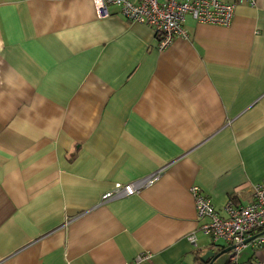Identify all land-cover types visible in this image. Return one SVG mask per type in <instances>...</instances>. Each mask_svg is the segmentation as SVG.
Returning a JSON list of instances; mask_svg holds the SVG:
<instances>
[{
  "label": "crops",
  "instance_id": "crops-1",
  "mask_svg": "<svg viewBox=\"0 0 264 264\" xmlns=\"http://www.w3.org/2000/svg\"><path fill=\"white\" fill-rule=\"evenodd\" d=\"M108 12L0 0V264H202L226 247L200 231L191 187L224 215L264 181V0L228 27L186 16L164 50Z\"/></svg>",
  "mask_w": 264,
  "mask_h": 264
},
{
  "label": "built area",
  "instance_id": "built-area-1",
  "mask_svg": "<svg viewBox=\"0 0 264 264\" xmlns=\"http://www.w3.org/2000/svg\"><path fill=\"white\" fill-rule=\"evenodd\" d=\"M98 18L109 15L108 7L118 8L128 21L147 26L156 39L157 50H164L175 39L186 38L183 23L186 16L198 24L228 27L237 5L254 7L256 0H92ZM155 179V177H153ZM153 178L131 184H115L113 189L102 196V201L129 197L152 182ZM190 193L194 200L196 218L200 231L212 245L222 243L232 247L228 254L230 264L239 263V256L249 244L255 249L264 248V181L251 187L250 199L246 205L228 200L220 215L211 201L199 187L193 186ZM195 244L194 236H189ZM145 254L137 255L125 264H141ZM258 264H264V261Z\"/></svg>",
  "mask_w": 264,
  "mask_h": 264
},
{
  "label": "water",
  "instance_id": "water-1",
  "mask_svg": "<svg viewBox=\"0 0 264 264\" xmlns=\"http://www.w3.org/2000/svg\"><path fill=\"white\" fill-rule=\"evenodd\" d=\"M232 247L225 248L222 252H219L217 254L213 253L211 250L205 252L204 254L198 256L197 260L202 264H213V262L216 261L219 257L229 254Z\"/></svg>",
  "mask_w": 264,
  "mask_h": 264
},
{
  "label": "rangeland",
  "instance_id": "rangeland-1",
  "mask_svg": "<svg viewBox=\"0 0 264 264\" xmlns=\"http://www.w3.org/2000/svg\"><path fill=\"white\" fill-rule=\"evenodd\" d=\"M224 263H225V259L223 257L218 259L216 262V264H224Z\"/></svg>",
  "mask_w": 264,
  "mask_h": 264
},
{
  "label": "trees",
  "instance_id": "trees-1",
  "mask_svg": "<svg viewBox=\"0 0 264 264\" xmlns=\"http://www.w3.org/2000/svg\"><path fill=\"white\" fill-rule=\"evenodd\" d=\"M227 264H230L229 262Z\"/></svg>",
  "mask_w": 264,
  "mask_h": 264
}]
</instances>
